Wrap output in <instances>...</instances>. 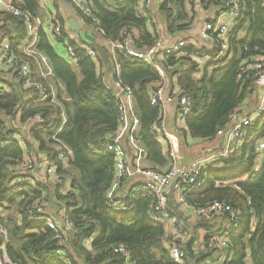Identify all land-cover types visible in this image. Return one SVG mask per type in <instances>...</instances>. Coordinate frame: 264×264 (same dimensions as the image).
Segmentation results:
<instances>
[{
    "label": "trees",
    "instance_id": "trees-1",
    "mask_svg": "<svg viewBox=\"0 0 264 264\" xmlns=\"http://www.w3.org/2000/svg\"><path fill=\"white\" fill-rule=\"evenodd\" d=\"M87 1L92 7L94 21L75 10L84 25L98 24L107 43L120 41L122 32L134 39L139 50H149L159 40L153 17L147 12L144 18L139 17L134 1ZM237 1L242 5V13L227 34V56L222 62H211L200 68L189 56L204 55L192 45L180 50L182 56H164L158 60L161 69L176 78V83L192 102V109L183 121L193 144L212 142L225 132L229 116L239 111L241 114L243 101L256 90L253 72L243 73L244 64L262 61L264 65V6L261 0ZM191 2L166 0L161 5L159 13L169 34L190 26L193 16L186 5H192ZM213 2L218 3L208 1ZM39 5L36 0L13 3L32 23L38 16ZM0 19L14 24L10 28L13 36L6 29H0V33L8 36L12 51L30 59L40 53L38 59L46 58L52 78L62 85L53 94L41 79L51 98L40 103L30 94H26L30 98L25 100L20 83L0 73V83L7 84L10 89L0 98V115L14 118L19 105L20 122L25 124L24 133H18L23 148L15 140L0 148V214L6 212L4 217L0 215V223L6 229V263L172 264L164 244L163 224L153 217L156 200L152 195L140 187L129 194L124 208L117 211L110 207L108 196L116 173L114 155L106 145L118 136L119 122L111 89L98 73L105 69L110 80L119 78L131 88L140 124L137 139L147 153L146 160L152 166L149 169L156 170V167L167 165L164 146L151 134L153 124L162 116L161 105L150 103V96L162 82L158 71L119 51L110 54L106 47L91 40L75 42L69 39L60 18L53 19L47 26H38L36 52L21 53L18 48L27 39L23 19L1 9ZM56 27L58 33H55ZM56 46L72 49L74 65L58 53ZM86 48L94 55H89ZM115 62L119 64V77ZM32 72L34 76L33 69ZM35 116H41L43 121H31ZM3 123L0 120V124ZM263 138L264 116L248 128L243 141L227 158H217L206 164L200 177L201 185L186 195L187 202L194 207L222 202L239 213L237 226L228 229L226 248H216V243L210 240L215 235L226 234L223 223L215 225L206 219H196L192 224L193 233L182 247L187 264H206L212 252L222 255L219 264H264V153L257 148ZM57 148L68 155L66 166L60 165L57 171L62 185L50 192L40 185L13 183L14 178L22 174L13 169L23 161L25 154L56 157ZM41 198L46 203L56 202V208L65 210L70 218L74 231L64 248L58 247V240L54 239L56 234L43 223L29 221L32 205ZM172 210L178 219L183 218L185 224H190L176 208ZM222 219L227 220V215ZM184 229L188 235L187 227ZM200 230L205 232L206 251L195 253L194 242L199 240ZM117 246L128 252L127 259L113 252ZM56 249L61 250V257L54 254Z\"/></svg>",
    "mask_w": 264,
    "mask_h": 264
},
{
    "label": "built area",
    "instance_id": "built-area-1",
    "mask_svg": "<svg viewBox=\"0 0 264 264\" xmlns=\"http://www.w3.org/2000/svg\"><path fill=\"white\" fill-rule=\"evenodd\" d=\"M39 4L44 0H36ZM75 9L86 19L94 21L92 7L87 0H70ZM134 1L136 5V12L139 17L144 18L145 12L149 9L151 0H123ZM198 2L200 0H190ZM219 2L220 11L216 17L208 22L205 27V36L210 38L214 42L213 49L210 56H199L196 54L190 55L189 58L197 63L199 66H204L211 62H222L227 56L228 44L227 34L236 26L237 20L242 13V5L237 0H216ZM264 6V0H261ZM0 9L10 12L13 16L22 18L27 31V39L25 42L28 44L35 43V37L38 31V27L34 25L28 15L20 11L18 8L11 4H4L0 1ZM225 18L226 22H222ZM14 26L13 22L0 19V29H10ZM91 28L102 35L98 24L90 25ZM55 33H58V27L55 28ZM103 37V35H102ZM109 47L114 51H119L125 57L132 60H140L151 66H153L158 72L161 68L158 64V60L163 59L164 56H182L180 49L186 46L184 41H180L175 47L164 46L162 41H157L156 44L149 50H139L136 48L134 39L126 34L121 33V40L115 43H108ZM88 54L93 56V52L87 49ZM68 56L71 60L75 58V54L72 49H67ZM41 62H47L45 57H41ZM34 58L30 59L23 55H16L10 46L9 38L5 34L0 33V73L6 77H14L21 85L24 91V99L27 100L30 97H26V94L36 97L40 103H45L50 100L51 93L48 87L40 80L46 77V74H42L38 77L33 76V63ZM116 76L119 77V64L115 62ZM252 71L254 75L255 92L260 96V105L257 109L249 114L240 116V111L233 113L228 118V125L225 132L219 137H226V145L222 147L216 153L207 155L204 159H198L189 166H180L174 160L176 158L173 152L169 153L170 158L173 160L172 164L167 170L160 172L149 168L139 166L138 162L142 158H146V151L140 145L137 135L138 131L136 127L139 125V120L136 113L132 109L134 96L129 86L124 85L119 78L116 80H110V76L105 74L102 70L98 73L101 75V80L106 86L111 89L112 98L115 107L118 111V129L120 133H129V142L132 147L138 153L137 160H135V169L130 172L124 161V153L122 149L114 142L106 145L107 149L113 153L115 158V181L109 192V204L112 209L120 210L126 206L125 200L130 193H134L138 188L148 192L156 200L153 205V217L157 223L163 224L165 230L164 244L169 252V259L172 264H187L186 255L182 247L186 243L188 237L184 230L180 220L174 214L170 204L171 200L175 201L179 207L187 209L192 218H202L211 220L215 216L227 215L226 234L224 236L211 237V242L219 244L221 248L228 246V229L236 227L238 223V211L232 209L225 203L214 202L203 207H194L190 205L186 200V195L190 192L196 191L201 185L200 177L201 173L210 161L217 158H227L236 145H239L247 134V130L256 121L264 116V65L263 62H256L253 65L246 63L243 66V73ZM9 86L5 83H0V98L9 93ZM178 115L180 118H184L190 113L192 109V102L188 96L184 94L183 88L178 87ZM150 103L152 105L165 104L162 101L161 91L158 89L150 96ZM16 118L20 119V106L16 107ZM8 116H1L0 120L3 124H0V148L4 147L8 142L17 141L19 145L22 142L19 140L18 134L9 133L7 131V119ZM31 121H37L41 123L43 120L41 116H35ZM31 123V122H30ZM164 124L162 122V116L158 121L153 124L151 128V134L160 143L165 144L164 138L161 136L163 132ZM234 143V144H233ZM257 148L262 154L264 153V138L257 143ZM56 157L43 155L38 160L24 159L21 163L14 167L15 173L22 172L21 175H17L13 183L14 184H29L30 186H42L47 188L48 182L59 181L57 171L60 165L66 166L68 161V155L60 148L56 149ZM258 168L255 169L257 171ZM132 173L139 175L142 178V182L136 185L133 189L125 194H120L118 189L121 187V180L125 179ZM44 194V193H43ZM6 205V204H4ZM6 212H1V216L4 217ZM28 218L30 223H43L46 228L52 230L56 235L54 239H57L58 247H66L69 239V235L74 231L70 218L66 214L65 210L61 209L57 213H52L48 209V204L44 198L37 199L32 205ZM5 242H6V229L3 224L0 223V264L6 263L5 254ZM115 254L128 258V252L122 247L117 246L113 251ZM54 254L61 257V250H54ZM211 264V263H207Z\"/></svg>",
    "mask_w": 264,
    "mask_h": 264
},
{
    "label": "crops",
    "instance_id": "crops-1",
    "mask_svg": "<svg viewBox=\"0 0 264 264\" xmlns=\"http://www.w3.org/2000/svg\"><path fill=\"white\" fill-rule=\"evenodd\" d=\"M0 1L3 2L4 4H11V5H13V3L15 4L21 3V0H0ZM165 1L166 0H151L149 9L146 11L151 17H153V22L155 24V28L157 31L156 33L159 37L158 41H162L163 45L167 47H175L180 41H184L186 43V46L192 45L194 48L201 50L204 56H210L214 46V42L210 38L204 37L205 27L206 24L211 20H213L216 17V15L219 13L220 11L219 2L208 3L209 0H200L198 2L190 1L193 4L186 5L188 13L190 14V16L191 15L193 16V18L190 20V26H188L187 29L180 31L178 33L169 34L167 31L165 20L163 19L162 15L159 13V9ZM46 12H48L49 14L47 15ZM56 18H60L61 20L64 21L66 32L69 34V39L75 42H81L82 40L90 42L91 40L100 46L106 47L110 54L113 52L111 47H109L108 43L103 39L102 35L95 32L91 28V26L84 25L83 21L79 17L78 12L75 10V7L73 6L70 0H44L39 5L38 16L33 20V23L37 27L39 25L47 26L51 24L53 19ZM70 21L74 23V27H77L76 31H73L71 29ZM222 22L223 23L226 22V19L223 18ZM6 30L8 34H10L11 36L14 35L12 30L10 29H6ZM35 47L36 44L34 42H31L29 44L27 42H24L18 48V50L21 53L31 54L33 52H36ZM56 49L62 57L67 58L69 61H71L72 65H74V62H72V60L69 58L67 50L63 46H56ZM40 55L41 54L39 53L34 58V63H33L34 74L38 77H41L43 73L46 74L44 80L50 86L52 93L54 94L58 91V88L61 87L62 85L56 80H54V78H52L50 64L48 62H41V60L38 59ZM201 67L203 66H200V68ZM103 70H104L103 72L107 74L106 70L105 69ZM158 73L162 78V82L156 86L154 91L159 89L161 91L162 101H165V104L162 106V113H161L162 122L164 124V129L163 132L161 133V136L164 138L165 144H161V145L164 146V153L167 157V165L164 167H156V170L163 172L167 170L168 167L172 164L173 160L169 156L170 152H173L176 156L174 161L178 165L185 167L191 165L194 161L198 159H204L207 155L216 153L222 147H224L227 142L225 139L226 137L224 136L222 137L218 136L214 141L209 143L193 144V140L188 135L183 119L180 118L178 115L177 88L179 87V85L176 83V78L173 77L172 75H168L166 72H164L163 69H161L160 72ZM198 75H196L195 78H198ZM257 94H258L257 92H254L252 96L247 97L243 101V104L241 105V109H243V111L241 110L240 116H244V114H249L252 112L250 110L252 109L255 101H257V96H258ZM132 109L136 113L135 101H133ZM7 124H8L7 131L16 134L24 133L23 131L25 130V124H22L20 122V119L16 118L15 116L14 118H8ZM139 129H140V124L136 127V130L138 132ZM19 140L21 141L20 137ZM113 142L122 149L124 153L125 164L129 169V171L132 172L135 169V165H136L135 160H137L138 153L135 151V149L132 147L131 143L129 142V133L123 132L118 134V136L115 138ZM198 149L200 150L197 151ZM215 149H219V150L215 151ZM201 150H203V152L206 153L200 154ZM42 156L43 155H41V153L36 154V156L31 153V154H25L24 159L38 160ZM138 163H139L138 165L141 167L152 168V166L147 162L146 158L140 159ZM58 182L59 183H57L55 186L62 185L60 178ZM141 182H142V178L139 175L132 173L125 179L121 180V187L118 189V192L120 194H125L134 187H136V185H138ZM55 186H53V188ZM174 202L175 201L171 200V204H170L171 208L173 209L176 208V212L177 211L180 212L184 218H187L189 220L188 222L190 221L194 222L196 219H198V218H192L187 209L179 207V205H176L177 203L175 204ZM54 203L56 202H51V201L47 202L48 209L52 213H57L59 209L56 208V205ZM222 218L223 216H215L209 221L211 224H215V225H218L219 223L220 224L223 223L225 227L227 220ZM200 231L201 233L198 234L199 240L194 242L195 253L199 251H206V247L204 245V239H203L205 232L203 230ZM218 236L220 237L221 235ZM86 245H89V242H87ZM215 247L221 248L219 244H215ZM220 256L222 255L212 252L206 264L207 263L219 264Z\"/></svg>",
    "mask_w": 264,
    "mask_h": 264
},
{
    "label": "rangeland",
    "instance_id": "rangeland-1",
    "mask_svg": "<svg viewBox=\"0 0 264 264\" xmlns=\"http://www.w3.org/2000/svg\"><path fill=\"white\" fill-rule=\"evenodd\" d=\"M46 14L48 15L49 13L48 12H46ZM51 14V13H50ZM52 15V14H51ZM50 15V16H51ZM53 16V15H52ZM258 96H257V101H255V103H254V105H253V107H252V109L250 110V111H254V110H256L257 109V106L258 105H260V96H259V94H257ZM7 127H8V125H7ZM225 137V136H224ZM226 139V138H225ZM227 141V140H226ZM234 144V143H233ZM220 146V145H219ZM200 149H198L197 151H199ZM217 150H219V149H215V151H217ZM201 153H206V152H203V150H201V152H200V154ZM197 154H198V152H197ZM57 183H59L58 182V180H56L55 182H48L47 183V189L50 191V192H52L53 191V186H55ZM179 220H180V223L183 225V227L184 226H186L187 227V229H188V235H187V237L189 236V238H190V236L192 235L191 233H193V228H192V224H193V222H191L190 221V224H185L184 223V221H186V220H184L183 218H179ZM189 221V220H188ZM185 230V229H184ZM198 233H201V231H198Z\"/></svg>",
    "mask_w": 264,
    "mask_h": 264
},
{
    "label": "water",
    "instance_id": "water-1",
    "mask_svg": "<svg viewBox=\"0 0 264 264\" xmlns=\"http://www.w3.org/2000/svg\"><path fill=\"white\" fill-rule=\"evenodd\" d=\"M70 26L73 31L77 30V27H74V23L72 21H70Z\"/></svg>",
    "mask_w": 264,
    "mask_h": 264
}]
</instances>
